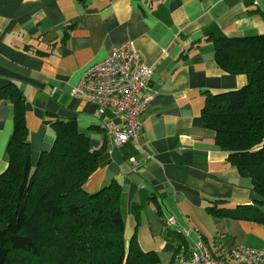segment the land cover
Segmentation results:
<instances>
[{"label": "crops", "instance_id": "1", "mask_svg": "<svg viewBox=\"0 0 264 264\" xmlns=\"http://www.w3.org/2000/svg\"><path fill=\"white\" fill-rule=\"evenodd\" d=\"M261 33L264 0H0V94L13 87L23 93L33 165L53 142L57 118H74L91 147L105 146L84 188L117 182L125 238L157 253L161 264H173L179 243L191 250L200 238L227 259L233 244L257 250L264 264L263 224L207 211L214 200L234 209L256 195L200 115L208 93L247 80L216 63L215 39ZM126 40L152 68V100L139 140L116 145L105 124L120 126L121 118L110 109L99 117L93 102L70 90L85 68ZM12 131L11 102L0 99V173ZM169 217L178 240L163 237Z\"/></svg>", "mask_w": 264, "mask_h": 264}, {"label": "trees", "instance_id": "2", "mask_svg": "<svg viewBox=\"0 0 264 264\" xmlns=\"http://www.w3.org/2000/svg\"><path fill=\"white\" fill-rule=\"evenodd\" d=\"M214 52L224 72L247 80L208 93L200 115L239 175L250 179L256 198L234 209L214 200L207 211L264 225V33L216 38ZM0 99L11 102L13 118L8 165L0 173V264H161L157 253L125 238L117 182L93 192L84 188L105 146L91 147L89 133L74 118H57L53 142L33 165L23 93L9 88ZM164 225L163 237L178 240L167 220Z\"/></svg>", "mask_w": 264, "mask_h": 264}, {"label": "built area", "instance_id": "3", "mask_svg": "<svg viewBox=\"0 0 264 264\" xmlns=\"http://www.w3.org/2000/svg\"><path fill=\"white\" fill-rule=\"evenodd\" d=\"M151 74L152 68L142 62L140 53L126 40L115 46L108 56L85 68L71 87L70 96L93 102L99 117L110 109L121 118L120 126L112 121L105 124L111 142L116 145L129 140L137 142L141 115L152 100ZM167 222L172 224L173 217ZM228 251L229 262L214 255L200 238L193 249L176 250L173 264H258L261 259L257 250L240 244L231 245Z\"/></svg>", "mask_w": 264, "mask_h": 264}]
</instances>
